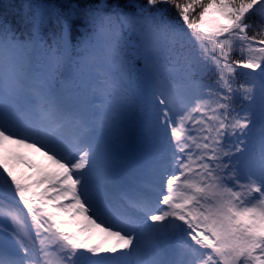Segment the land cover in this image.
I'll return each mask as SVG.
<instances>
[{
  "label": "snow or ice",
  "instance_id": "1",
  "mask_svg": "<svg viewBox=\"0 0 264 264\" xmlns=\"http://www.w3.org/2000/svg\"><path fill=\"white\" fill-rule=\"evenodd\" d=\"M0 264H264V0L0 18Z\"/></svg>",
  "mask_w": 264,
  "mask_h": 264
},
{
  "label": "trees",
  "instance_id": "2",
  "mask_svg": "<svg viewBox=\"0 0 264 264\" xmlns=\"http://www.w3.org/2000/svg\"><path fill=\"white\" fill-rule=\"evenodd\" d=\"M28 0H0V18L18 24L25 12Z\"/></svg>",
  "mask_w": 264,
  "mask_h": 264
},
{
  "label": "rangeland",
  "instance_id": "3",
  "mask_svg": "<svg viewBox=\"0 0 264 264\" xmlns=\"http://www.w3.org/2000/svg\"><path fill=\"white\" fill-rule=\"evenodd\" d=\"M34 159L37 161V163L43 162V158L39 157L38 154L34 157ZM17 171L19 173H27L30 170L26 167V165H18L17 166Z\"/></svg>",
  "mask_w": 264,
  "mask_h": 264
}]
</instances>
